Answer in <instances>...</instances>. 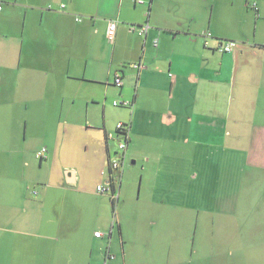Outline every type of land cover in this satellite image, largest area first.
<instances>
[{"label": "crops", "instance_id": "crops-1", "mask_svg": "<svg viewBox=\"0 0 264 264\" xmlns=\"http://www.w3.org/2000/svg\"><path fill=\"white\" fill-rule=\"evenodd\" d=\"M0 2V264H103L106 249L119 264H171L175 230L159 207L175 200L160 185L171 152L195 139L244 163L264 154V0ZM119 121L130 126L120 173ZM247 122V146L227 144ZM117 173L112 201L95 187Z\"/></svg>", "mask_w": 264, "mask_h": 264}, {"label": "rangeland", "instance_id": "rangeland-1", "mask_svg": "<svg viewBox=\"0 0 264 264\" xmlns=\"http://www.w3.org/2000/svg\"><path fill=\"white\" fill-rule=\"evenodd\" d=\"M249 125L233 130L226 143L247 146ZM200 142L193 139L190 154L178 148L171 152L177 167L160 184L175 195V200L159 204L162 214H171L169 223L175 230L171 264H264V154H254L244 163L247 156L204 149ZM252 143L262 146L255 138ZM131 192H138L137 184Z\"/></svg>", "mask_w": 264, "mask_h": 264}, {"label": "built area", "instance_id": "built-area-1", "mask_svg": "<svg viewBox=\"0 0 264 264\" xmlns=\"http://www.w3.org/2000/svg\"><path fill=\"white\" fill-rule=\"evenodd\" d=\"M144 0H136L138 3H142ZM252 7L254 10H257L256 4L253 3ZM0 10H2V3L0 2ZM138 27V28H136ZM147 23L142 24L140 26H136L134 24L130 25L131 30H136L140 34H144L147 30ZM115 31H116V22L115 20L109 19L107 23V28H106V37L109 42H112L115 36ZM211 36L210 32L205 33V41H204V46H209V37ZM235 45V41L233 40H219L216 50L219 52H230L233 50ZM133 66L137 69H140L141 65L139 63H134ZM114 84L116 86H121L122 81L119 75H116L114 78ZM113 105H123V106H128L129 102L128 101H113ZM129 124L124 123V122H117L116 123V131H117V136H118V141H117V150L115 151L114 157L110 160V168L112 171H117L118 173L121 172L123 168V164L125 162V155H126V148H127V143L129 140ZM108 138H112L113 135L111 133H107ZM36 157L39 159H43L46 157V148L42 147L36 152ZM117 173V176L112 175L109 176L108 180L104 183H100L96 186V190L98 193L101 194H107L112 201H115L118 197V192H117V187L119 184V179L120 176ZM97 236H100V232H95ZM119 264L115 261V256L110 253L108 249L105 250L104 255H103V264Z\"/></svg>", "mask_w": 264, "mask_h": 264}, {"label": "trees", "instance_id": "trees-1", "mask_svg": "<svg viewBox=\"0 0 264 264\" xmlns=\"http://www.w3.org/2000/svg\"><path fill=\"white\" fill-rule=\"evenodd\" d=\"M1 11V10H0ZM256 11V13H257V10H255Z\"/></svg>", "mask_w": 264, "mask_h": 264}]
</instances>
